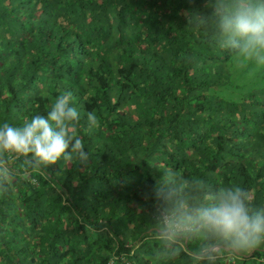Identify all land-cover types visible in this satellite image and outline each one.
Returning a JSON list of instances; mask_svg holds the SVG:
<instances>
[{
    "label": "trees",
    "instance_id": "1",
    "mask_svg": "<svg viewBox=\"0 0 264 264\" xmlns=\"http://www.w3.org/2000/svg\"><path fill=\"white\" fill-rule=\"evenodd\" d=\"M219 0H0V126L71 92L89 161L0 180V264H238L162 213L237 185L264 207V64L221 46ZM88 112L98 117L89 127Z\"/></svg>",
    "mask_w": 264,
    "mask_h": 264
},
{
    "label": "clouds",
    "instance_id": "2",
    "mask_svg": "<svg viewBox=\"0 0 264 264\" xmlns=\"http://www.w3.org/2000/svg\"><path fill=\"white\" fill-rule=\"evenodd\" d=\"M221 46L232 48L248 60L264 64V0H219L216 10ZM73 95L56 97L47 115H35L20 126H0V175L7 176L8 156L24 157L32 170L49 176L60 162L89 161L83 139L78 135L81 114L72 106ZM89 127L98 126L94 112L86 114ZM210 202L181 203L162 213L165 237L181 231H203L236 250H251L264 244V207L251 203L249 192L233 185L218 187Z\"/></svg>",
    "mask_w": 264,
    "mask_h": 264
},
{
    "label": "crops",
    "instance_id": "3",
    "mask_svg": "<svg viewBox=\"0 0 264 264\" xmlns=\"http://www.w3.org/2000/svg\"><path fill=\"white\" fill-rule=\"evenodd\" d=\"M252 255V251L247 253V258L244 260H239L238 264H264V260L257 261L250 256Z\"/></svg>",
    "mask_w": 264,
    "mask_h": 264
},
{
    "label": "built area",
    "instance_id": "4",
    "mask_svg": "<svg viewBox=\"0 0 264 264\" xmlns=\"http://www.w3.org/2000/svg\"><path fill=\"white\" fill-rule=\"evenodd\" d=\"M8 158H9V161H12L14 158H15V156H8ZM5 176H3V175H0V180L2 179V178H4ZM231 261V258H227L226 259V261H225V264H227V263H229Z\"/></svg>",
    "mask_w": 264,
    "mask_h": 264
}]
</instances>
